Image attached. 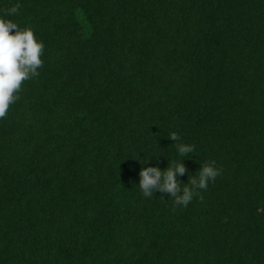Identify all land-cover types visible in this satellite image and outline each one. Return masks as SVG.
<instances>
[{
    "label": "trees",
    "instance_id": "trees-1",
    "mask_svg": "<svg viewBox=\"0 0 264 264\" xmlns=\"http://www.w3.org/2000/svg\"><path fill=\"white\" fill-rule=\"evenodd\" d=\"M0 18L44 44L0 119V264H264V0H0ZM174 160L182 187L221 174L186 207L145 197L141 168Z\"/></svg>",
    "mask_w": 264,
    "mask_h": 264
},
{
    "label": "clouds",
    "instance_id": "clouds-1",
    "mask_svg": "<svg viewBox=\"0 0 264 264\" xmlns=\"http://www.w3.org/2000/svg\"><path fill=\"white\" fill-rule=\"evenodd\" d=\"M19 5L8 10V15L17 13ZM44 44L38 41L31 28L21 29L17 24L0 18V119L7 115L11 104L17 100V93L23 81L39 75L42 66ZM169 138L174 141L178 157L194 152L190 144L176 143L179 139L173 132ZM150 159V158H149ZM149 159L147 160V164ZM181 160V159H180ZM180 160L168 163L166 169L157 166L142 167L139 171L138 187L145 197H152L154 192H167L173 198V204L186 207L201 190H206L209 182H214L221 170L212 163L201 164V167L187 183L177 179L186 169ZM142 164V165H143Z\"/></svg>",
    "mask_w": 264,
    "mask_h": 264
}]
</instances>
